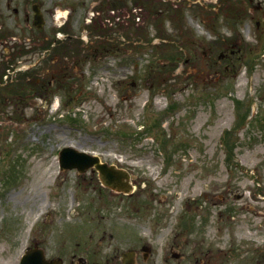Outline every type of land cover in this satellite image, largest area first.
<instances>
[{
	"label": "rangeland",
	"instance_id": "374dc122",
	"mask_svg": "<svg viewBox=\"0 0 264 264\" xmlns=\"http://www.w3.org/2000/svg\"><path fill=\"white\" fill-rule=\"evenodd\" d=\"M36 1L46 21L39 30L31 22ZM257 1L122 0L126 7L119 17L117 9H104L106 0H0V34L30 44L10 57L0 47V75L8 73L11 90L26 96L29 89L32 99L41 85L46 91L36 102H21L14 94L0 107V264H18L32 240L47 238L52 255L56 228L85 223L106 224V235L114 234L105 237L111 246L119 245L122 228L150 235L154 246L141 264L245 262L251 254L247 237L255 235L247 230L246 215L264 228V218L254 217L252 208L238 210L245 202L264 208V120L262 126L257 119L241 122L247 105L264 119V6ZM27 18L30 27L24 26ZM65 18L62 27L77 36L83 32L84 40L74 38L73 54L61 51L59 56L72 58H62L55 71L53 52L41 49L42 38ZM99 21L103 32L92 28ZM102 41H113L114 51L101 48ZM177 51L174 61L160 58ZM58 73L66 76L59 84ZM235 100L243 103L238 109ZM154 118L159 124H152ZM225 139L236 142L230 158ZM67 145L118 159L134 176L133 193H99V182L88 172L60 170L58 150ZM37 164L50 169L40 180L33 173ZM10 170L14 181L6 178ZM226 187L234 207L227 226L215 217L225 208L218 198ZM237 192L242 199L235 200ZM194 199L197 212L210 213L209 221L199 234L195 226L186 242L182 211L187 202L192 213ZM158 226L161 231H154ZM230 243L236 255L227 249ZM111 246L97 249L93 264H119L104 259Z\"/></svg>",
	"mask_w": 264,
	"mask_h": 264
},
{
	"label": "water",
	"instance_id": "95a60500",
	"mask_svg": "<svg viewBox=\"0 0 264 264\" xmlns=\"http://www.w3.org/2000/svg\"><path fill=\"white\" fill-rule=\"evenodd\" d=\"M60 162L62 167H86L91 164H97V157L96 156H88L83 152H77L71 148H63L60 151ZM42 261H27L25 256L21 259V264H41Z\"/></svg>",
	"mask_w": 264,
	"mask_h": 264
},
{
	"label": "bare ground",
	"instance_id": "6f19581e",
	"mask_svg": "<svg viewBox=\"0 0 264 264\" xmlns=\"http://www.w3.org/2000/svg\"><path fill=\"white\" fill-rule=\"evenodd\" d=\"M256 5L259 8L262 9V7L264 6V1L263 0H259V1L256 2ZM49 171H50L49 168H45L42 165H38V164L35 165L34 166V169H33L34 175H37V177H38L39 180L45 178ZM13 194L14 193H12V196H13ZM30 217H32V212L31 211H30ZM3 261H4L3 258H0V263H2Z\"/></svg>",
	"mask_w": 264,
	"mask_h": 264
},
{
	"label": "flooded vegetation",
	"instance_id": "af4514ba",
	"mask_svg": "<svg viewBox=\"0 0 264 264\" xmlns=\"http://www.w3.org/2000/svg\"><path fill=\"white\" fill-rule=\"evenodd\" d=\"M5 43H11L13 45L14 42H12V41H4V39L0 38V45H4ZM14 45H15V43H14ZM7 51H8V49H7ZM260 251L263 252L264 251V247H261ZM133 253L137 254L135 251ZM60 257L62 258L61 264H74V262H73L74 254L65 255V254L60 253ZM85 262H86L85 260H82V259L79 260V264L80 263L81 264H85Z\"/></svg>",
	"mask_w": 264,
	"mask_h": 264
}]
</instances>
